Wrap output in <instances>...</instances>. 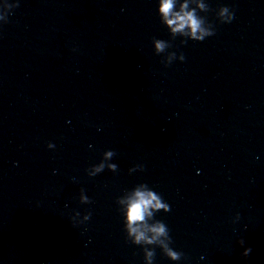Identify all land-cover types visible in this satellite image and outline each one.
<instances>
[{
  "label": "water",
  "instance_id": "1",
  "mask_svg": "<svg viewBox=\"0 0 264 264\" xmlns=\"http://www.w3.org/2000/svg\"><path fill=\"white\" fill-rule=\"evenodd\" d=\"M209 6L215 35L165 67L156 0H18L0 25V264H143L115 205L139 183L170 205L179 264H264V0ZM106 150L118 171L89 178Z\"/></svg>",
  "mask_w": 264,
  "mask_h": 264
},
{
  "label": "clouds",
  "instance_id": "2",
  "mask_svg": "<svg viewBox=\"0 0 264 264\" xmlns=\"http://www.w3.org/2000/svg\"><path fill=\"white\" fill-rule=\"evenodd\" d=\"M16 7H18V0L16 3L0 0V25L8 23L9 14ZM210 11L209 0H156V14L160 23L167 29L169 39L154 37L151 43L154 54L162 56L161 63L165 67L170 66L174 61L185 60L184 53L179 51L180 46L186 45L188 41L203 42L206 38L215 35V26L207 18ZM234 17V9L227 4H221L215 10V18L220 24H230ZM177 38H179V44L174 45L173 42ZM174 47L176 50H171ZM89 147L92 146L89 145ZM47 148L54 150L55 145L49 142ZM115 155L113 150L104 151L98 163L85 169L87 176L96 177L105 170L116 173L118 165L112 162ZM144 170L143 164H135L128 169V174ZM79 203L84 205L92 203L83 188L79 192ZM115 205L122 220L125 241L141 249L143 264H154L157 248L173 264H179L185 259L183 252L171 246L173 240L168 226L156 218L158 213H168L170 205L153 187L147 183L136 184L124 190L115 199ZM91 215V211L82 217L80 212H75L71 217V224L85 225ZM239 219L240 216L237 213L234 222ZM238 243L243 247V239H240ZM250 252V248H244L241 255L247 257ZM200 259L204 260L205 257L201 256Z\"/></svg>",
  "mask_w": 264,
  "mask_h": 264
}]
</instances>
